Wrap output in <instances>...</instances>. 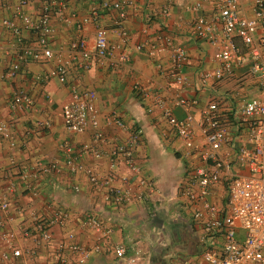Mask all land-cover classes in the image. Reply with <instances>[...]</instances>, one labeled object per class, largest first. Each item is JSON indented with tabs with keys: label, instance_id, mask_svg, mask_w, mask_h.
<instances>
[{
	"label": "crops",
	"instance_id": "0c3cea01",
	"mask_svg": "<svg viewBox=\"0 0 264 264\" xmlns=\"http://www.w3.org/2000/svg\"><path fill=\"white\" fill-rule=\"evenodd\" d=\"M17 1L1 0L0 5V21L9 18L19 28L18 43L16 36L0 24V124L12 136L7 139L0 134V201L2 198L7 201L6 210H0V231L12 233L11 243L20 254L1 264H55L58 243H73L88 251L81 260L77 252L62 248L63 264H126L129 257L134 258L133 264H200L203 249L212 244L218 246L221 238L203 233L191 216V207L179 194L178 187L199 160L175 136L164 110L176 118L190 114L198 119L203 105L216 102L233 136V144L242 142L244 134L236 129L233 118L244 100L263 98L258 85L260 71L253 69L251 60L245 56L240 63L233 64L229 75L218 80H201L202 72L219 66L213 54L222 36L217 30L216 45L211 44L196 36L188 23L196 15L215 14L210 0L202 2L196 11L190 9L193 0H171L165 13L162 9L167 0H127L131 3L122 7L124 16L120 18L125 37L114 30L119 23L118 10L111 7L115 0H107L110 3L107 7L99 6L101 0H61L64 4L61 11L57 0H26L22 11L32 18L38 15L43 3L52 2L49 18L52 32L46 41L53 55L50 58L25 55L18 60L15 52L23 51L21 45L34 46L36 36L16 20L13 6ZM238 4L241 14L252 15L251 0H238ZM93 9L97 16L86 20ZM70 13L74 14L71 18ZM98 27L107 29L110 51L105 57L84 59L81 52L70 48L71 42L81 39L91 53ZM254 38L262 40L258 57V63L262 64L264 27H256ZM167 39L186 52L179 67L186 79L184 87L167 74L171 63ZM234 42L242 48L238 39L234 38ZM150 44L160 49L149 53ZM13 63L18 64L14 75L5 76ZM57 63L65 67L62 83L54 73L50 74ZM72 88L94 91L98 123L95 129L87 127L74 134L63 126L60 106ZM19 91L30 98V107L12 104V97ZM177 98L194 99L195 104L179 106L174 103ZM116 119L125 127L120 128ZM136 128L140 140L132 158L139 170L132 172L120 161L110 166L112 149ZM94 130L101 133L100 140L93 141ZM195 134L199 141L197 130ZM83 144H90L99 155L91 152L77 155ZM66 145L75 149L71 153L76 156L74 161L92 173L98 184L89 181L83 170L70 172L62 165ZM50 162L58 170L31 176V168L37 163ZM22 170L27 175L24 181L19 180ZM140 178L152 180L157 187V192L148 199L134 197L139 192L144 194ZM9 180L15 183L11 191L7 187ZM108 187L128 192L130 200L106 199ZM207 200L223 206L221 181L213 186ZM57 209L66 212L65 222L49 227V241L38 240L32 228L33 217H51ZM89 214L111 226V232L101 236L84 223ZM22 230L28 234L23 236ZM117 244L125 249L123 259H117L111 251ZM95 245L100 247L97 252L93 251ZM0 250H5L3 243Z\"/></svg>",
	"mask_w": 264,
	"mask_h": 264
},
{
	"label": "built area",
	"instance_id": "2783aa9c",
	"mask_svg": "<svg viewBox=\"0 0 264 264\" xmlns=\"http://www.w3.org/2000/svg\"><path fill=\"white\" fill-rule=\"evenodd\" d=\"M162 12H167L171 0ZM206 0H193L190 9L193 11L201 7ZM212 8L215 10L213 16L196 15L189 21V25L198 37L206 38L211 44L216 45V32L220 31L222 39L213 57L219 66L211 71H204L201 80H218L232 72L233 64H238L248 56L252 62V68L260 71L259 89L263 98L252 97L244 100L233 118L234 126L239 132L244 134L242 142L233 144L232 134L227 129L225 117H222L216 102H207L199 109V118L194 119L192 115L186 114L181 118H176L168 110H164L167 123L173 130L175 136L190 152L198 157V163L194 165L190 174L178 187L179 194L182 195L186 204L191 207V216L196 224L202 228L203 233L212 236H219V245H210L203 249L200 264H264V63H258L259 47L261 39H255L254 33L257 26L264 27V0H251L252 15L247 17L239 12L238 0H210ZM26 0H18L13 6L16 20L22 26L35 34L34 46L21 45L23 51L15 52L17 59L21 60L25 55L32 58L43 56L50 58L53 53L47 46L46 37L52 32L49 24L50 8L52 2L43 3L35 18L29 17L22 11ZM58 8L61 11L63 2L57 0ZM127 0H115L111 2V7L118 10L119 23L114 30L125 37V30L121 28V20L124 12L122 7L130 4ZM1 5V0H0ZM110 3L101 0L100 7H107ZM74 14L70 13L69 17ZM97 12L91 10L86 18L95 19ZM65 18V22L69 20ZM117 23V21L115 22ZM0 24L9 30L19 43V28L14 21L3 18ZM77 28H79L77 26ZM107 29L98 27L94 33L93 51L90 53L85 49L83 40L76 39L70 44L72 50L82 53L84 59L93 56L96 58L105 57L110 46L106 38ZM234 38L242 44L240 48ZM166 47L170 53V66L167 74L173 81L184 87L186 84L185 76L181 75L179 67L186 59L185 50L178 45H174L170 40H166ZM140 46H138L139 48ZM149 53L159 50L160 46L148 45ZM18 68L17 63H13L4 72L5 76H13ZM57 80L62 83L65 80V67L57 63L53 72ZM137 89L138 86H135ZM95 93L93 90L78 91L75 88L70 90L68 98L60 106V116L63 126L68 132L77 134L83 132L87 127L95 129L97 127V110L94 106ZM174 103L179 106H190L195 104L194 99L177 98ZM12 104L21 108H28L31 105L30 98L22 91L17 92L12 97ZM115 123L124 128L125 125L120 120ZM198 131L200 140L196 139L195 131ZM0 134L2 137L11 139L4 124H0ZM101 139V133L94 130L93 141ZM140 131L132 129L123 141L116 145L110 153V166L114 161H120L132 172H137L139 167L132 158L133 149L139 143ZM65 157L63 156L62 165L70 172L83 170L81 164L74 161L76 156H71L75 149L67 145L64 146ZM91 152L94 156L99 153L90 144H83L77 150V155ZM31 172L32 177L38 174H47L52 170H58L55 163H37ZM89 181L98 184L96 178L88 170L84 171ZM27 178L26 171L19 173V180ZM106 180H103L105 184ZM7 187L13 190L15 183L9 180ZM221 181L224 187V203L219 206L207 200L211 194L213 186ZM139 184L144 187V194L137 193L136 199H148L157 192V187L152 180L139 179ZM128 192L118 188L108 187L105 198L112 199V202L130 200ZM7 201L2 198L0 210H6ZM67 214L62 209H57L51 217L34 216L33 229L37 233V239L49 241L51 234L49 227L52 225H63ZM88 226L97 231L101 236H106L111 232V226L103 224L94 215H86L84 220ZM2 222L0 221V227ZM21 234L26 236L28 233L22 230ZM12 233L0 231V244L5 245V250H0V264L19 256L20 251L12 243ZM72 234H68L71 237ZM67 247L71 252H77L81 260H84L88 251L76 244L69 243L63 245L58 243L56 246L55 264H63L60 256L62 248ZM100 247L95 245L93 251H99ZM113 255L117 259L125 258V249L122 245H113L111 248ZM134 258H126V264H133Z\"/></svg>",
	"mask_w": 264,
	"mask_h": 264
}]
</instances>
